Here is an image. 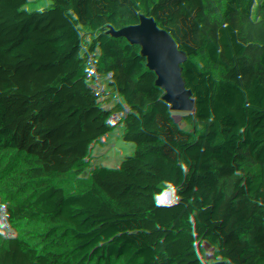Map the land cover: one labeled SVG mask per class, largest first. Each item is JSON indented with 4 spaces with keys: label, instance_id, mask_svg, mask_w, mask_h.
Segmentation results:
<instances>
[{
    "label": "trees",
    "instance_id": "1",
    "mask_svg": "<svg viewBox=\"0 0 264 264\" xmlns=\"http://www.w3.org/2000/svg\"><path fill=\"white\" fill-rule=\"evenodd\" d=\"M1 118L0 264L74 258L40 172L87 238L78 264H264V0H0ZM97 145L143 184L147 260L63 164Z\"/></svg>",
    "mask_w": 264,
    "mask_h": 264
},
{
    "label": "water",
    "instance_id": "2",
    "mask_svg": "<svg viewBox=\"0 0 264 264\" xmlns=\"http://www.w3.org/2000/svg\"><path fill=\"white\" fill-rule=\"evenodd\" d=\"M63 164L96 177V185L112 205V216L120 221L119 230L130 243H151L149 222L143 218L139 208L138 195L143 191V184L109 147L97 145L94 154L76 160L66 159Z\"/></svg>",
    "mask_w": 264,
    "mask_h": 264
},
{
    "label": "built area",
    "instance_id": "3",
    "mask_svg": "<svg viewBox=\"0 0 264 264\" xmlns=\"http://www.w3.org/2000/svg\"><path fill=\"white\" fill-rule=\"evenodd\" d=\"M87 120V119H86ZM89 121V120H87ZM47 173V171H44ZM37 183L41 189V206L45 217L57 231H60L62 239H73L68 244L65 254L69 257H77L80 250L87 243V238L82 234L75 224L70 204L68 202L62 205L56 202L57 183L54 177L47 178L45 173H38Z\"/></svg>",
    "mask_w": 264,
    "mask_h": 264
},
{
    "label": "rangeland",
    "instance_id": "4",
    "mask_svg": "<svg viewBox=\"0 0 264 264\" xmlns=\"http://www.w3.org/2000/svg\"><path fill=\"white\" fill-rule=\"evenodd\" d=\"M7 124L6 118L0 119V138L4 137L6 134L5 125ZM131 251L135 254V256L140 260H147L148 256L145 255L139 247L143 244L140 243H130ZM68 264H78V260L76 258H72V260Z\"/></svg>",
    "mask_w": 264,
    "mask_h": 264
}]
</instances>
